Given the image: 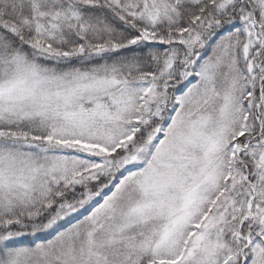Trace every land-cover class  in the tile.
I'll return each instance as SVG.
<instances>
[{
  "label": "snow or ice",
  "instance_id": "snow-or-ice-1",
  "mask_svg": "<svg viewBox=\"0 0 264 264\" xmlns=\"http://www.w3.org/2000/svg\"><path fill=\"white\" fill-rule=\"evenodd\" d=\"M0 264H264V0H0Z\"/></svg>",
  "mask_w": 264,
  "mask_h": 264
}]
</instances>
